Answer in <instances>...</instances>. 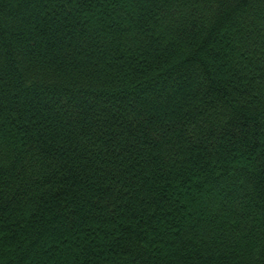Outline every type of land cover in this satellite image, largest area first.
<instances>
[{
    "label": "trees",
    "instance_id": "16d2710c",
    "mask_svg": "<svg viewBox=\"0 0 264 264\" xmlns=\"http://www.w3.org/2000/svg\"><path fill=\"white\" fill-rule=\"evenodd\" d=\"M0 264H264V0H0Z\"/></svg>",
    "mask_w": 264,
    "mask_h": 264
}]
</instances>
